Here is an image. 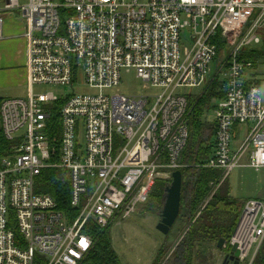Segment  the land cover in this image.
<instances>
[{"label": "built area", "instance_id": "1", "mask_svg": "<svg viewBox=\"0 0 264 264\" xmlns=\"http://www.w3.org/2000/svg\"><path fill=\"white\" fill-rule=\"evenodd\" d=\"M15 10L26 24L28 95L0 102V133L10 143L0 156V264H81L93 246L90 224L104 229L130 217L149 201L155 180L170 183L188 167L181 157L192 95L180 90L205 89L214 76L225 95L210 107L211 120L203 115L214 149L196 167L221 171L218 186L236 168L264 169V99L254 63L243 57L263 42L264 0H0V39ZM124 69L154 92L114 93ZM80 72L94 93L33 91L73 87ZM59 102L53 143L48 122ZM47 169L68 181L74 214L36 192ZM240 218L238 229L249 222L245 245L235 236L231 245L238 242L242 264L264 244V203L249 201Z\"/></svg>", "mask_w": 264, "mask_h": 264}, {"label": "trees", "instance_id": "2", "mask_svg": "<svg viewBox=\"0 0 264 264\" xmlns=\"http://www.w3.org/2000/svg\"><path fill=\"white\" fill-rule=\"evenodd\" d=\"M218 43L221 44L222 41ZM262 43L261 49H254L243 55L244 58L253 61L254 70L260 62L264 63V39ZM224 95L222 83L219 82L217 76H214L198 98L190 97L189 99L187 115L189 140L181 157V163L188 167L180 170L182 174V213L180 215L182 220L180 223L186 227L183 231L184 237L173 258V264H193L192 253L196 244H217L220 239H225L229 243L244 208V205L237 204L230 197L228 190L220 195V189L225 182L211 196L215 186L220 183L221 171L196 167L210 158L214 149V142H211L215 136L214 128L212 124L201 120V117L210 110L214 101L221 100ZM61 105L62 102L56 103L48 122L50 126L49 138L52 142L56 135L57 137L60 135V121L56 110ZM9 145L10 143L0 133V156L4 154ZM168 184L167 182L165 189ZM165 189L164 191L160 190L157 194L152 189L149 198V200L156 198L158 214L162 211ZM36 192L52 196L58 210L72 215L73 211L69 206L70 187L61 171L57 169L44 170L36 180ZM199 212L200 214L197 216ZM110 228L109 226L103 229L92 224L88 226L87 232L92 238L93 246L81 264H122L113 249ZM166 252V248L159 251L158 258H160L157 264L163 257L161 253L165 254ZM252 264H264V245L260 247Z\"/></svg>", "mask_w": 264, "mask_h": 264}, {"label": "rangeland", "instance_id": "3", "mask_svg": "<svg viewBox=\"0 0 264 264\" xmlns=\"http://www.w3.org/2000/svg\"><path fill=\"white\" fill-rule=\"evenodd\" d=\"M26 1L27 0H20L21 3H25ZM139 1L144 2V0ZM8 15H16L18 18L16 20H21V13L18 10L6 13L4 21H6ZM263 31L264 30L260 32V35L264 39V34H261ZM10 32L12 35H19V26L17 25V27H14ZM5 35L6 34H4V36ZM188 36L187 30L182 32V38L185 39L181 44L182 53L184 52V49L189 46L187 43ZM2 39H0V100L2 101L12 98L26 99L28 95L27 79L25 81L24 75L22 74V67L24 66L23 40L19 37ZM262 47L263 43L255 46V49H261ZM229 52V49L226 48L225 57L228 56ZM213 72L212 66L210 76L213 75ZM253 75H255V78L257 79V83L260 86L262 97L264 99V63L260 62L258 64L256 70L253 71ZM80 76L81 72L79 73V78ZM33 91L36 94L53 93L57 97L70 95L73 91L77 94L94 93V90L83 85L82 78H80L79 82L74 84L73 87L49 85L35 86L33 87ZM203 91L204 87L193 90L182 89L180 90V93L186 96L192 95L191 98H198ZM113 92L136 97L149 96L154 90L137 77L134 69H124L121 71V82L113 89ZM108 93L111 94V92ZM207 112L209 120H211L213 118V112ZM204 118L205 117L202 116L201 120H204ZM241 140L242 134H239V136L235 138L232 147H236ZM211 142H214V138H212ZM247 161L248 159L245 158L242 163L246 164ZM224 177L226 176H223V183H225L220 189V195H223L224 192L228 190L230 197L237 204L244 205V208L251 200H259L264 203V169L256 172L248 167H239L236 168L229 177ZM166 184L167 181L161 178L155 180L153 191L156 194L159 193L160 190L164 191ZM220 185L215 186L211 196L214 195ZM157 209L158 202L156 198H151L147 203L138 205L137 211L133 215L127 218H118L110 226L113 249L120 258L122 264H157L160 258H158V253L165 248L167 252L165 254L161 253L163 257L159 264H173V258L176 256L178 251L177 248L185 234L183 231L186 226L180 223L182 220L180 219L182 210L180 211V215L177 222L172 227L171 232L167 236H164L156 230V226L159 222ZM239 223L240 220L238 224ZM248 223L249 222L247 221L244 223L245 226L243 229V223L239 225L240 227L235 236H238L240 239H245L247 237L246 228ZM244 241H246V239ZM194 247L192 253L193 264L222 263L223 255L220 254L215 243L203 245L196 244ZM255 248L256 246H254L249 257L242 264H252L254 260H252V257L255 253Z\"/></svg>", "mask_w": 264, "mask_h": 264}, {"label": "water", "instance_id": "4", "mask_svg": "<svg viewBox=\"0 0 264 264\" xmlns=\"http://www.w3.org/2000/svg\"><path fill=\"white\" fill-rule=\"evenodd\" d=\"M181 197H182V174L180 171H176L172 174V180L165 189L163 198L162 211L159 214V222L156 226V230L164 236L170 233V230L176 223L180 210H181ZM238 229V228H237ZM234 234V236L237 233ZM224 243V239H220L216 248L221 249ZM241 251L239 249L238 242H234L232 245L229 257L225 259L223 264H226L227 259L232 264H241L240 262Z\"/></svg>", "mask_w": 264, "mask_h": 264}, {"label": "crops", "instance_id": "5", "mask_svg": "<svg viewBox=\"0 0 264 264\" xmlns=\"http://www.w3.org/2000/svg\"><path fill=\"white\" fill-rule=\"evenodd\" d=\"M16 19H18L16 15H8L7 16V19H6V21H4V24L2 27V38L3 39L2 38L1 39L4 40L5 38L19 37L23 40V44H24V51H23L24 66L22 67V70H23L22 74L24 75V78L26 81V79H27V71H26L27 55H25V49L27 50V40L25 38L26 24H25L22 16H21L20 21H18ZM17 25L20 28L19 35H12L10 31H12L14 27H17ZM4 34H6V35L4 36ZM26 53H27V51H26Z\"/></svg>", "mask_w": 264, "mask_h": 264}, {"label": "flooded vegetation", "instance_id": "6", "mask_svg": "<svg viewBox=\"0 0 264 264\" xmlns=\"http://www.w3.org/2000/svg\"><path fill=\"white\" fill-rule=\"evenodd\" d=\"M181 211V210H180ZM159 215V214H158ZM180 215V214H179ZM159 219V218H158ZM160 220V219H159ZM177 222V221H176ZM217 246V244H216ZM231 249H232V245H231V241L228 243L225 239H224V243H223V246L221 249H218V251L220 252V254L223 255V260H222V263L223 264L225 262V259L227 257H229V254L231 252ZM226 264H232L229 259H227L226 261Z\"/></svg>", "mask_w": 264, "mask_h": 264}, {"label": "bare ground", "instance_id": "7", "mask_svg": "<svg viewBox=\"0 0 264 264\" xmlns=\"http://www.w3.org/2000/svg\"><path fill=\"white\" fill-rule=\"evenodd\" d=\"M235 238H236L237 240H241V241H242V246L245 245V241H244V240L240 239L238 236H235Z\"/></svg>", "mask_w": 264, "mask_h": 264}]
</instances>
